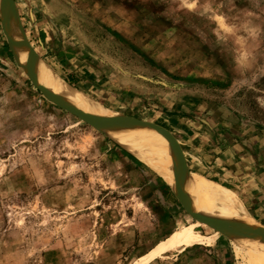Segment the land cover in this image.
<instances>
[{
    "label": "rangeland",
    "instance_id": "obj_1",
    "mask_svg": "<svg viewBox=\"0 0 264 264\" xmlns=\"http://www.w3.org/2000/svg\"><path fill=\"white\" fill-rule=\"evenodd\" d=\"M15 3L51 69L153 126L142 134L162 155L209 173L264 225V0ZM1 12L0 264H246L229 230L202 226L150 164L36 88ZM183 117L207 135L227 122L213 123L219 148L162 127ZM181 230L211 242L168 244Z\"/></svg>",
    "mask_w": 264,
    "mask_h": 264
},
{
    "label": "bare ground",
    "instance_id": "obj_2",
    "mask_svg": "<svg viewBox=\"0 0 264 264\" xmlns=\"http://www.w3.org/2000/svg\"><path fill=\"white\" fill-rule=\"evenodd\" d=\"M0 6L2 5L0 4ZM1 13L3 14V12ZM4 21L8 30V38L12 39L10 43H12L13 48L17 49L12 38V30L14 32V29L7 19ZM18 55L21 61L25 59V56L20 52ZM33 75L56 95L68 100L76 107L98 115L106 114V107L96 104L80 94L78 90L51 69L40 56L33 59ZM103 129L126 150L150 164L169 182L175 181L185 188L194 198V207L201 212L244 223L258 224L251 218L245 206L235 198V194L229 188L204 175H198L172 158L162 155L164 153L147 136L142 134V130L118 120L106 122ZM228 234L236 254L243 258L244 262L247 261L246 264H264V234L232 231L230 229ZM206 240L211 242L210 237L181 230L170 239L168 244L193 245L203 243Z\"/></svg>",
    "mask_w": 264,
    "mask_h": 264
},
{
    "label": "water",
    "instance_id": "obj_3",
    "mask_svg": "<svg viewBox=\"0 0 264 264\" xmlns=\"http://www.w3.org/2000/svg\"><path fill=\"white\" fill-rule=\"evenodd\" d=\"M0 4L2 5L1 10L3 12L4 19L5 20L7 19L8 22L12 25V28L14 29L13 41L16 44V48L21 54L25 56V59L20 62L21 66L23 67L24 71L29 76V78L32 80L36 88H38L49 101L54 103L60 109L67 111L81 119L87 120L88 122L92 123L95 127H97V129L99 130L105 131L103 128H104V125H106V122L111 121V120H118L120 122L127 123L130 126L138 128L139 130H143L147 132H150L152 130L156 131V129L153 126H150L144 123L143 121H140L131 116L122 114L120 112L110 110L108 108H105L106 114H103V115L86 112L82 110L81 108L76 107L74 104L70 103L68 100L62 97H59L49 88L44 86L33 75V59L36 56L39 57V55L35 52L33 46L31 45L27 37L26 31L22 25V22H21V19H20V16H19V13L16 7L15 0H0ZM177 161H179V159ZM155 172L165 180V182L173 189V191L177 194V196L181 200H183L186 206H188L191 209L194 208V198L191 196L189 192H187L185 188H183L181 185H179L175 181L169 182L165 177L160 175L156 170ZM199 214L203 217V220L201 219V222H205L208 224L212 223L215 225L217 224L221 227L226 228L227 230L230 229L232 231H241V232H247V233L254 232L257 234H264V225H261L259 223L258 224L244 223V222L237 221L231 218L210 215L205 212H199ZM204 218L206 219L205 221H204Z\"/></svg>",
    "mask_w": 264,
    "mask_h": 264
},
{
    "label": "crops",
    "instance_id": "obj_4",
    "mask_svg": "<svg viewBox=\"0 0 264 264\" xmlns=\"http://www.w3.org/2000/svg\"><path fill=\"white\" fill-rule=\"evenodd\" d=\"M179 119V122L177 123V122H175V124H177L176 125V127L175 128H170V127H167L166 125L165 126H162L165 130H178V131H185V135H186V133H190V134H193V135H195V136H197L200 140H202L203 138H206V140L205 141H208L209 140V144H207L206 146H205V144L203 145V146H205V147H209V149L210 148H219V145L217 144H215L216 142L215 141H217V143L218 142H222L223 141V138H221V137H216L215 136V132H214V124L215 123H217V126H220V127H224V125H227V122H224L223 120H220V121H215V122H213V120H211V122L210 123H212V124H209V135H207L206 133H204L203 132V130L206 128V127H204L203 125H200V123L199 122H197V123H194V122H192V121H190V119H185L184 117L183 118H178ZM184 120H186V122H184ZM190 122H192L193 124H195L194 126H193V128H191L190 126H189V124L188 123H190ZM214 123V124H213ZM205 125V124H204ZM195 131V132H194ZM197 131V132H196ZM183 136V138L184 137H186V136ZM224 135V134H223ZM181 143L183 144V142L181 141ZM221 144H223V143H221ZM224 148V147H223ZM211 150V149H210ZM221 154H222V156L224 157V158H226L227 156H229V155H231V153H230V150H227L226 149V151L225 152H221ZM224 163V165H228V164H226L227 162H225V161H223ZM228 170V169H227ZM196 171H198V172H200V173H202V174H204V175H207V176H209V173H205V172H202V171H200V170H196ZM228 171H230V170H228ZM201 224H202V226H204V225H209V224H206L205 222H201Z\"/></svg>",
    "mask_w": 264,
    "mask_h": 264
}]
</instances>
